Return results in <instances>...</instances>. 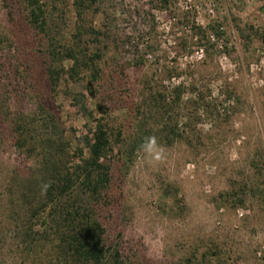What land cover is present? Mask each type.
<instances>
[{
	"label": "rangeland",
	"instance_id": "1",
	"mask_svg": "<svg viewBox=\"0 0 264 264\" xmlns=\"http://www.w3.org/2000/svg\"><path fill=\"white\" fill-rule=\"evenodd\" d=\"M29 1L0 0V264H79L69 199L99 264H264V0ZM99 123L109 181L45 197Z\"/></svg>",
	"mask_w": 264,
	"mask_h": 264
},
{
	"label": "trees",
	"instance_id": "2",
	"mask_svg": "<svg viewBox=\"0 0 264 264\" xmlns=\"http://www.w3.org/2000/svg\"><path fill=\"white\" fill-rule=\"evenodd\" d=\"M167 2V0H163ZM32 6L35 2L29 1ZM77 7H79L78 2H76ZM44 22H42V25ZM54 79V78H53ZM90 89V88H89ZM180 97V96H179ZM94 143L91 146L90 157H88L84 164L78 165L74 171H61L58 173H53L51 178V183L45 189V197H50L52 193H66V190L71 186L75 180L74 177H79L85 171V182L90 187L91 195L98 191L105 181L108 180V170L105 167V159H108L109 155L113 152L114 145L112 142V137L108 133L107 129L103 127L102 124H98L93 132ZM54 165V164H52ZM79 172L81 174H79ZM49 181V180H48ZM62 194H58L62 198ZM64 212V222L68 226L77 225L80 230H78L73 244L71 245L73 249V258L79 262V264H99L101 259L107 257V251L109 253L110 247L105 246L101 236L99 234L100 226L97 222L93 221V218L89 215H82L79 213L77 208L74 207L69 202L65 203L63 206ZM58 223L59 228L63 225ZM66 231L62 232L61 239L62 242L65 241ZM63 251V250H62ZM115 252H117L115 250ZM117 255H113L114 259ZM67 257V256H65ZM75 261V260H74ZM118 260L115 259V262Z\"/></svg>",
	"mask_w": 264,
	"mask_h": 264
}]
</instances>
